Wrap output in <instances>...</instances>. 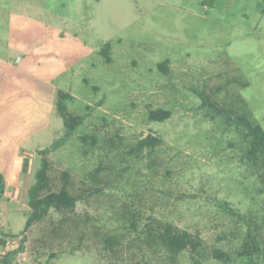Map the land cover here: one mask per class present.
<instances>
[{
  "label": "rangeland",
  "instance_id": "374dc122",
  "mask_svg": "<svg viewBox=\"0 0 264 264\" xmlns=\"http://www.w3.org/2000/svg\"><path fill=\"white\" fill-rule=\"evenodd\" d=\"M202 1L0 0V264H264V0Z\"/></svg>",
  "mask_w": 264,
  "mask_h": 264
},
{
  "label": "trees",
  "instance_id": "16d2710c",
  "mask_svg": "<svg viewBox=\"0 0 264 264\" xmlns=\"http://www.w3.org/2000/svg\"><path fill=\"white\" fill-rule=\"evenodd\" d=\"M203 2H207V1L203 0L202 3ZM197 94L201 96V103H202L201 105L205 104L210 110H213L219 113L218 109L212 103H210V101H208V97L204 96L203 93L201 94L198 92ZM60 109H62V107H60ZM162 117H163L162 115H153L152 118L161 120ZM69 119L73 122V119L71 117H69ZM75 125H76L75 121L71 125L69 124L71 128ZM247 131L252 136H254L255 140L257 141L264 139V131H262L257 126L256 127L247 126ZM42 163H43V167L38 172V175H37L38 178L36 179V183L33 187H31L29 191L31 195L28 199L29 206L32 208L33 212L27 218L25 225H24L25 226L24 230H27L32 222L40 220L47 213L49 209L51 208H54L55 210L71 209L75 203L74 199L67 196L64 189L58 193H51L41 198L38 197V193H40L45 188V183H46L45 178H44L45 162L43 161ZM0 194H3V188L1 184H0ZM1 237H0V247H4L6 240L3 235H1ZM168 239L171 241L170 242L171 246L175 249L184 247V244H186V242H188L187 240H189L188 236H184V235L178 236L177 238L169 237ZM16 251L17 250H11V253H15ZM246 252L247 251L243 250V252H241L240 254H248Z\"/></svg>",
  "mask_w": 264,
  "mask_h": 264
}]
</instances>
